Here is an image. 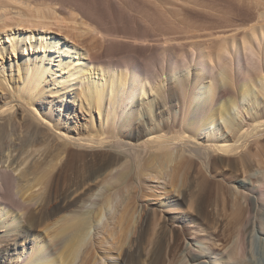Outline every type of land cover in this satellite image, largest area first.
Returning <instances> with one entry per match:
<instances>
[{
	"label": "bare ground",
	"instance_id": "obj_1",
	"mask_svg": "<svg viewBox=\"0 0 264 264\" xmlns=\"http://www.w3.org/2000/svg\"><path fill=\"white\" fill-rule=\"evenodd\" d=\"M164 2L0 0V21H3L0 31L16 24L36 28L41 36L6 34L12 42V50L23 56L35 49L46 52L18 55L7 71L0 72V92H5L0 98V144L9 145L10 137L20 130L22 134L15 138L16 144L21 147L37 144L43 148L41 156L54 152L55 159L62 153L70 154L74 144H107L111 164L158 162L175 151L184 162L200 161L206 167L227 162L235 168V154L247 161L250 153L245 149L240 153V141L249 135L264 138V0L248 2L258 12L255 22L229 24L227 30L231 33L223 30L218 35L209 27L181 20L175 12L165 8ZM139 7L154 12L141 14ZM93 9H97V13ZM219 11L225 16L235 14L233 9ZM66 13L71 16L67 17ZM75 15H80L84 21L79 22ZM70 22L85 26L74 29L86 33L87 39L83 42H88L87 48H77L65 39L52 42L45 37L48 30L54 28L67 32ZM217 37L220 40L214 43ZM5 49L7 47L0 44V53ZM57 57L60 59L56 64ZM170 73H173L171 86L166 84ZM187 78H191L190 83ZM199 80H206L203 86ZM167 86L172 89L170 94ZM21 90L40 99V103L49 99L50 110H58L59 118L71 111L54 107L56 99L72 101L71 105L77 102L82 115H89L88 128L67 135L60 131L59 120L55 124L46 118L39 121L34 115L37 114L35 100L24 96ZM60 106L66 107L64 102ZM52 129L55 132L51 134ZM134 137H138L137 140H133ZM33 156L34 152L28 154L15 168L0 165V213L5 216L0 222V264H79L82 248L93 228L98 245L104 248L109 260L115 264H141L140 248L127 241L129 233L124 236L135 221V213L130 217L126 214L128 210L120 215L112 209L108 219L115 218V221L103 223L102 227L103 216L95 219L82 210L79 214L68 212L57 219L56 227H52L44 241L33 237L30 231L41 222L45 211L36 210L38 199L48 205L53 197L52 179L45 185L44 177L55 175L51 172L55 168L47 163L54 160L51 159L30 165L17 176L15 172ZM127 169L125 175L131 174ZM112 170L111 173L116 169ZM116 171L119 174L120 170ZM155 176L154 182L158 185L151 187L150 192L158 195L160 203L165 205L163 226L190 224L196 227L194 236H201L187 250L184 264H251L248 253L252 251L253 238L261 235L264 239V177L251 178V181L246 180L248 176L241 179L248 188L243 198L260 215L256 214L255 219L250 215L238 219H241L235 231L238 245L232 248L225 243L223 233L207 225L204 232H199L201 227L196 220H203L206 214L202 196L193 199L189 206L175 210L159 185L158 176L165 175L157 173ZM43 184L44 190H35ZM176 195L187 201V192ZM82 197L74 195L61 209L69 210L80 203ZM147 219L148 216L141 219L140 236L144 235ZM10 235H19L24 242L9 243ZM211 238L219 242L220 251L210 246ZM155 252L146 264H160V253Z\"/></svg>",
	"mask_w": 264,
	"mask_h": 264
},
{
	"label": "rangeland",
	"instance_id": "obj_2",
	"mask_svg": "<svg viewBox=\"0 0 264 264\" xmlns=\"http://www.w3.org/2000/svg\"><path fill=\"white\" fill-rule=\"evenodd\" d=\"M132 1L139 4L141 3V0ZM165 1L167 2H164L165 8H167V10L169 8L171 12H175L177 17L181 20L209 27L215 35H218V33L223 30H226V34L231 33L230 30H227L229 24H251L255 22L258 17L257 10L250 7L252 3H248L250 0ZM219 9H233L235 14L225 16L219 11ZM96 10L93 9V12L97 13ZM138 10L142 11L141 14L144 13L152 15L154 12L152 9H143L140 7ZM98 11L101 12L100 9H98ZM13 12H15V10H13ZM66 16L70 17L71 15L66 13ZM74 17L79 20V22L84 21L80 15H75ZM69 25L70 28H67V32L65 29L60 31L54 28L52 30H48L45 37L48 36L49 41L51 40L52 42H58L59 39L63 41L65 39L70 44L77 46V48H87L86 45H88V42H83L87 39L86 33L74 29L75 26L80 27L81 29L85 26L72 22H70ZM1 27H3V21H0V28ZM28 28H24L23 26L19 27L14 24L10 27H5L2 31H0L1 47H7L3 53H0L1 73H3L4 70L7 71V68L10 66V63L14 62L16 56H23L22 54H19L18 51L12 50L10 47L12 42H10L5 35L11 33L15 35L33 34L38 38L41 37L38 34V29ZM54 36H57L58 39L54 38ZM214 39V43L220 40L219 37ZM34 40L35 38H33L32 41ZM48 53H51L50 49H48ZM35 54L44 55L46 52L44 49H35L31 50L30 54L27 52L24 56ZM59 59V57L56 58V64L59 62ZM172 76L173 73H170L167 77L166 84L169 83V86L172 85ZM190 81L191 78H187V82L190 83ZM205 81L199 80L198 83L201 84L200 86H203ZM12 86H14L13 82L10 86L11 89L13 88ZM193 86H195L194 82ZM170 88L171 87L167 86L169 94L172 91ZM4 93V91L2 93L0 92V98ZM20 93L27 96V98L32 97V99L35 100L34 105L37 107V114L34 115H37L35 117H38V119L40 118L39 121L46 118L55 124L59 120V123H61L59 126L60 131L67 135H74L77 131L86 130V128H88L89 115H82L80 105L77 102H74L73 105H71L72 101L56 99L53 102V104H56L54 107L58 106V109H61V111H66L68 109L71 111V113L66 115L62 114L59 118L58 110H50V106L48 104L49 99L46 98L44 103H40V99L34 98L32 95H28L23 90H21ZM21 101L26 103L23 100ZM62 102L65 103L66 107L60 106ZM95 118L99 122L98 113H95ZM18 131L19 133L17 132L16 135L10 137L12 139L9 145H7L8 143L6 145L3 144L4 146L0 144V165L4 164L5 167L15 168L17 167V164L21 162L22 158L24 159L28 154L34 152L33 158L30 157L28 161L19 167V170L15 172V174L19 176L22 170L38 161H49L54 159L53 161L47 163L50 167L55 168V171H53V168V170L49 168L52 174L54 172L55 175L51 176L49 171L48 175L50 176L44 177V183L46 182L45 185L52 179L51 181L54 184H51L52 187L54 186L53 197L48 205L43 202L40 203L41 200L38 199L39 203L36 210L38 212L40 210H45L44 216L41 222L32 231H30V234L33 237H37L38 240L44 241L48 237L47 235H49L54 229L52 227H56L55 225L58 223L57 219L68 212L79 214L82 210L95 219L97 216H103V220L101 222L102 227L104 225L103 223L115 221V218H113V220L108 219L112 209L116 211V214L120 215H122L121 212L125 213L128 210L129 212L126 214L128 215L129 213L130 217L133 213H135V221H132L129 229H127V233L124 232V236L127 237V234L129 233L130 235H128L129 237L127 238V241L140 248L141 264H146L150 255L156 250L158 255L159 253L161 255H157L161 258V262L159 261L160 264H184L183 259L187 250H189L192 245L194 246V243H196L201 236L200 234L194 236L195 234L193 233V230L196 227H191L190 224L174 223L169 225V228H165L163 226L165 215L163 209L165 208V205L164 203H160L161 201L158 200V195L150 192L151 187L158 185L157 182H154V179L156 178L155 175L157 173H163V175H165L158 176L160 181L159 185L162 186L163 191L167 194V197L171 200L172 204H174L175 210L176 207L189 206L196 198L198 199L202 196V200H205L206 214L203 217V220H196L198 226L201 227L199 232H204V226L207 225L213 231L215 230L220 234L223 233L224 235H222L226 239L225 243L232 246V248L238 245V240H236L237 237H235L237 232L236 228L239 224L238 222L241 221V219L240 221H238V219L244 218V216L246 217L247 215H250V218L253 217V219H255L254 217L256 214L260 215V212H254V210L247 205L245 199L243 198L244 191H247L248 188H246V184L241 179L245 178V176L249 177L246 179L248 181H251V178L255 179L257 177L263 179L264 138H257L254 135H249L247 138H244V140L242 139L240 141L241 144H238L241 147L240 153L246 150L249 151L250 155H248L247 161H243L237 154H235L237 162L235 163V168H231L227 162L220 163V166L215 167H206L200 161H196L193 164L186 163L177 151H175L172 156L164 157L161 159L162 161L158 162L148 161L146 163L143 162L136 165V163H133L132 161H124L111 164L109 161V155H107V144H97L93 146H77L78 144H74L71 146L70 154L69 152L64 154L62 153L61 156L55 159L54 157L56 154L53 151V153H49L50 156L46 155L45 157L44 154L41 156L43 148L40 149L37 144L35 145L29 143L23 147L16 144L15 138L22 134L20 130ZM43 131L47 133V129H44ZM49 131V134L50 132L51 134L55 132L53 129L50 132ZM175 132L176 130L172 133ZM53 135L52 138H56ZM137 138L138 137H134L133 140H137ZM120 163L125 164L120 166L122 165ZM102 164L104 166L105 164H108V166L106 165V167H103ZM119 166L121 169L117 168ZM114 168L116 170H120L118 171L119 174H117V171ZM126 168L129 169V173L132 175H125L124 171ZM110 170H112V172L114 170L115 171L111 173ZM45 185H39L35 188V190H44ZM182 192H187V201L178 198V195H176H180ZM74 195L87 197L85 198L86 201L84 200L85 202H82L84 197H82L83 199L81 198L82 201H80V203L82 202L84 205L81 206V204L78 203L68 208L69 210L64 208L61 209V206H66ZM37 211L35 212L37 213ZM144 216H148V219L146 221L144 235L140 236V224L141 219H143ZM4 217L5 216L0 213V222L3 221ZM112 224L115 225V223ZM49 228L50 230L48 231L50 232L47 231ZM212 237L215 238V235ZM214 238H211L210 246L212 248L216 246L215 250L218 252L220 251L219 248H221V245L219 246V242L214 240ZM249 238L250 237H248V239ZM15 240L20 241V243L24 242L23 238L19 235L9 236V243ZM216 243H218V245H216ZM98 244L99 240L96 237V230L93 228L88 237L87 244L82 248L78 259L79 264H115V261L108 259L104 248L99 247ZM159 245L160 247L162 245V247H158ZM156 247H158V249ZM249 247L251 248V246ZM159 249L160 251H158ZM156 252L155 254H157ZM248 261L251 264H264V239L261 238V235L253 238V247L252 251L248 253Z\"/></svg>",
	"mask_w": 264,
	"mask_h": 264
}]
</instances>
